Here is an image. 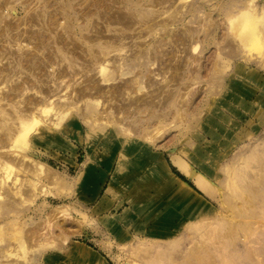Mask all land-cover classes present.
<instances>
[{"label": "rangeland", "instance_id": "1", "mask_svg": "<svg viewBox=\"0 0 264 264\" xmlns=\"http://www.w3.org/2000/svg\"><path fill=\"white\" fill-rule=\"evenodd\" d=\"M132 1L143 5V12L152 9L149 6L150 0ZM248 1L250 0H184L176 7L167 5L165 9L162 8L161 10L166 12L162 18L166 19L168 15L178 16L175 21L171 17V21L166 22L170 24L172 32L168 29V35H164V30L161 31L160 28L158 34L143 33L141 39L147 36L151 46H162L163 40L168 39L170 42L174 38V45L179 51L178 57L181 58L184 54L180 49V34L187 27L193 30L205 27V32L191 41L192 46L196 47L193 54L203 58L199 63L201 67L193 64L183 71L181 77L184 83L180 81L177 85L178 91L171 103H165L152 111L141 107L142 114L135 113L136 117L141 118L138 124L130 119L129 125L115 126L114 132L102 128L94 140L86 137L87 126L84 124L81 128L85 136L84 143L71 137L68 141L75 147H59L57 142L48 144L52 152L58 154L56 157L47 153V141H42L39 145L40 159L55 170L63 182L48 184L46 196L34 203L28 202L29 210L25 219H20L19 210L9 219H4L0 228L2 239L13 248L15 237L26 238L29 228L42 224L46 218L48 221L49 217H61L71 232L67 230L69 238L66 246L70 247L73 242L86 244L97 251L108 264H264V80L260 86L258 80L245 77L238 69L244 64L248 68L256 69L263 76L264 66L256 60L251 61L240 48H233L228 17L230 14L236 15L237 10L243 8V4ZM251 1H254L258 13L264 11V0ZM71 2L73 5L70 4V7L75 8L77 12L86 7V3L78 5V0ZM44 3L47 5V0H0V10L4 11L0 16V25L3 19L10 21L14 16L23 19L33 11L46 10ZM81 14L78 28L85 25L90 29L95 26L94 30H97L101 27L94 25L95 22L91 26ZM20 28L25 30L24 26ZM36 28L37 26L34 29ZM57 29V32H61L62 27ZM20 30H17V33H20ZM92 34L93 32L90 33ZM176 38L181 40L176 41ZM175 41L180 42L179 45ZM0 44L2 45L1 41ZM163 48L166 49L167 46L163 45ZM257 53L255 52L254 59ZM157 64L154 62L152 69ZM149 66L150 64L145 62L135 70H125L123 78L139 77V96L146 92L143 82L149 74L146 71ZM120 82V78H117L113 83ZM103 86V89L108 90L112 85ZM248 92L250 94H247ZM259 94L263 96L257 100ZM184 99H188L187 103L180 104L178 109L179 102ZM123 101L120 98L117 103L123 106L127 103ZM79 105L83 106L80 103ZM129 127L136 128L140 135H125L122 131ZM150 131L159 135L154 151L162 152L177 177L186 181L197 192L191 191L185 196L187 204L195 205H188L181 211L182 219H138L129 223L124 221L121 225L127 235L121 237L111 231L120 229L115 219L100 218L105 214H121L127 207H118V201L123 198L121 192L108 194L114 200L111 206H95L97 202L102 204L106 200L104 196L107 192L120 181L124 182L125 177L122 175L117 179L112 188H109L111 181L108 182V188L103 191L106 194H103L101 199L89 201L90 194L85 184L84 172L92 170L91 167L97 171L106 170L107 159L111 158L112 162H115L122 157L120 174H123L127 159L116 152L118 145L120 144L121 151L129 147L133 152L141 153L143 146L150 144L148 138L145 139ZM101 134L106 136H100ZM143 134L144 139L141 138ZM176 156L186 161L203 182L200 183L198 178L193 179L190 174L184 173L181 165L173 161ZM171 172L170 169L168 175L173 179L174 173ZM158 177L161 183L162 176L158 174ZM167 183L173 187L165 176L164 185ZM152 186L157 187L154 178L145 190L149 197V189ZM160 189L159 187L156 198L162 194ZM68 221H73L75 225L67 223ZM153 224L156 225L155 236L147 238L144 231ZM72 229L77 232L74 233ZM56 233L50 234L51 239L55 237L54 242L58 238ZM49 250L47 249V252ZM39 259L40 257L33 260V264H40Z\"/></svg>", "mask_w": 264, "mask_h": 264}, {"label": "bare ground", "instance_id": "2", "mask_svg": "<svg viewBox=\"0 0 264 264\" xmlns=\"http://www.w3.org/2000/svg\"><path fill=\"white\" fill-rule=\"evenodd\" d=\"M71 1L47 0V5L44 3L46 10H35L36 12L28 13L23 19L15 16L10 21L3 19L0 25V228L2 221L15 215L17 210L20 219H25L29 210L28 202L34 203L46 196L48 184L63 182L58 173L40 159L39 145L42 141H47V153L56 157L58 154H54L48 144L57 142L59 147H75L68 141L71 137L84 143L85 136L81 131L84 124L87 126L86 137L93 140L102 128L114 132L115 126L129 125L130 119L138 124L141 118L136 117L135 113L142 114L141 107L152 111L165 103H171L176 97L177 85L180 81L184 83L181 77L183 71L193 64L201 67L199 63L203 58L193 54L196 47L192 46L191 41L205 32V27L200 30L187 27L182 31V40H179L184 56L181 54V58L178 57L179 51L174 45V38L170 42L168 39L163 40L166 49L163 45L151 46L147 36L141 39L143 33L158 34L160 28L161 31L164 30V35H168L170 24L166 22L171 17L175 21L178 16L168 15L164 19L162 16L166 12L161 9H165L167 5L176 7L184 0H150L149 6L152 9L145 12L141 10L143 5L132 0H78V5L86 3V7L77 12L70 7V4L73 5ZM243 5L236 15H228L235 46L233 48H240L251 61L256 60L264 66V11L258 13L251 0ZM184 7L186 8L185 5ZM1 11L0 16L4 12ZM79 13H82V18L90 25L95 22L94 25L101 27L97 30H94L95 26L90 29L85 25L78 28L81 18ZM59 26L62 27L61 32L56 31ZM138 29L140 30L137 31ZM177 38L176 41H179ZM5 43L7 45H3ZM255 52L258 53L254 59ZM152 61L158 63L153 69ZM145 62L150 64L146 70L149 74L143 82L146 92L139 96V77L123 76L126 68L132 71ZM238 69L245 77L261 75L256 69L244 64ZM117 78H120V84L113 83ZM103 85L112 86L107 87L110 88L107 90L103 89ZM120 98L127 103L123 101V106L117 103ZM187 101L188 99L180 101L178 109L180 104H186ZM131 127L127 130L122 128V132L128 137L131 133L140 135L136 128ZM158 137L151 131L146 134L145 139L148 138L150 144L143 146L144 154L153 153ZM119 147L116 152L120 156L126 158L134 153L129 147L122 151ZM155 157L153 165L151 164L152 171L148 172L155 177L158 174L162 176L160 192L170 195L169 198L175 202L185 201V196L195 191L172 172L174 177L170 178L167 162L161 154H156ZM122 160L121 157L112 162L113 159L110 158L106 160V170L97 171L91 167L92 170L84 172L89 201L101 199L109 174L113 175L109 188L124 176L120 174ZM173 161L180 164L181 170L190 174L193 179L200 177L182 158L176 156ZM165 176L173 187L168 183L164 185ZM200 178L198 182L201 183L203 181ZM60 218L49 217L48 221L46 218L42 224L29 228L26 238L17 236L13 239V248L0 235V259H7L0 260V264H33V260L39 257L40 264H108L97 251L86 244L73 242L70 247L66 246L70 231ZM72 222L67 223L73 225ZM79 224L81 226L80 222ZM75 229H72L74 233L77 232ZM53 232L58 234L55 242V237L51 239L50 236ZM31 245L36 247L32 248ZM47 249L50 250L47 252Z\"/></svg>", "mask_w": 264, "mask_h": 264}, {"label": "crops", "instance_id": "3", "mask_svg": "<svg viewBox=\"0 0 264 264\" xmlns=\"http://www.w3.org/2000/svg\"><path fill=\"white\" fill-rule=\"evenodd\" d=\"M251 78L258 80L259 82H262V80H264V75L263 76L260 75L258 77H251ZM259 85L261 86L263 84H259ZM262 96L263 94H259L257 96L258 97L257 100H260V97ZM156 154L162 155V157L166 160L167 164L169 165L171 171L175 174L171 163L162 152L153 151V153L151 152L147 154H144L143 152L141 153L134 152L125 158L127 159V162L125 163V166L123 168V174L125 177L124 182L120 181V183H118L116 187L112 188L109 192H107V194L106 192H102V195L106 194L105 196L106 200L102 204H98L97 202V205L95 206V208L100 205L104 207L105 204L111 206V204L114 203V200H112L108 194L114 193L115 191L119 193L121 192L123 198L121 197V200L118 201L119 202L118 207L127 205V207L124 208L122 213L119 214L117 212L110 215L105 214L102 217H100L101 219H115L116 222L119 224L120 229L119 230H114L111 228L109 229H111V231L113 230V232L117 233L121 237L127 235V231L121 225L124 221L129 223L130 221H136L138 219H151V221H155V219H182L180 214L181 211L184 208H187L188 205L190 206L195 205L194 203L187 204L186 201L175 202L164 194H160L158 198L155 197L157 195L158 188L160 187V178L157 177V175L156 177L154 175H151V173L149 172L152 171V165H153L152 160L156 158L155 157ZM152 178H154L158 188L157 187L150 188L149 192L151 196L149 197L146 194L145 190L148 187V184H150ZM111 179H112V174H109L107 178V183L110 182ZM107 188L108 187L106 185L104 187V190ZM155 229H156L155 224L149 225L148 229L144 231V234L147 236V238H150L151 236H155L154 235Z\"/></svg>", "mask_w": 264, "mask_h": 264}]
</instances>
